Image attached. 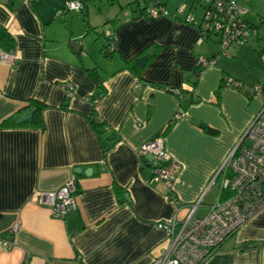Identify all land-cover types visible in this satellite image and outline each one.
Returning <instances> with one entry per match:
<instances>
[{
	"label": "crops",
	"instance_id": "0c3cea01",
	"mask_svg": "<svg viewBox=\"0 0 264 264\" xmlns=\"http://www.w3.org/2000/svg\"><path fill=\"white\" fill-rule=\"evenodd\" d=\"M87 1L67 11L65 0H0V25L19 57L0 60V239L18 224L12 247L0 244V264H149L167 245L159 221L181 222L193 205L201 217L217 200L221 175L213 177L261 105L222 77L264 85V16L249 21L240 3L246 21H261L253 75L237 68L249 58L239 48L196 73L198 56L217 54V39L198 43V26L164 0ZM157 1L167 11L146 17L142 8ZM65 82L74 86L70 98ZM111 136L105 150L102 138ZM157 136L181 165L170 188L151 181L153 163L137 154ZM70 178L77 208L65 219L31 200ZM203 264H264V208Z\"/></svg>",
	"mask_w": 264,
	"mask_h": 264
},
{
	"label": "built area",
	"instance_id": "2783aa9c",
	"mask_svg": "<svg viewBox=\"0 0 264 264\" xmlns=\"http://www.w3.org/2000/svg\"><path fill=\"white\" fill-rule=\"evenodd\" d=\"M85 3L86 0H65L63 9L80 10ZM166 11L157 1L156 5L145 8L143 13L148 18H156ZM246 11L239 0H203L200 22L190 15L186 16L185 22L200 29L197 42L206 41L213 35L219 48L213 56H200L196 59L197 72L214 66L220 53H227L230 48L242 47L252 36H257L258 28L243 18ZM105 36L106 48H113V34L108 31ZM18 58L13 51L0 50V60L4 63H15ZM222 83L249 97H258L261 100L260 108L213 177L214 182L221 175L217 200L201 217L193 216L196 207L193 205L181 222L174 218L159 221L156 226L167 234V245L149 264H203L252 215L264 208V85H247L228 75H223ZM62 88L66 98L73 96L72 83L65 82ZM137 154L139 157L153 155L157 161L151 181L162 182L169 188L172 186L181 165L166 150L163 137L157 136L141 144L137 148ZM223 191H228L225 197H222ZM76 195L75 180L70 178L56 190L35 191L31 200L50 209L54 218L65 219L77 208ZM171 199L174 200L173 195ZM17 228L18 224H14L6 231L5 237L0 239L4 249L12 247L11 235Z\"/></svg>",
	"mask_w": 264,
	"mask_h": 264
},
{
	"label": "rangeland",
	"instance_id": "374dc122",
	"mask_svg": "<svg viewBox=\"0 0 264 264\" xmlns=\"http://www.w3.org/2000/svg\"><path fill=\"white\" fill-rule=\"evenodd\" d=\"M152 0H139L140 5L142 4H148L149 2L151 3ZM166 4H169L170 7L173 6L172 8V14L176 16H186L190 15L191 17L194 18V16L201 21V14L203 10V0H164ZM88 1L86 0V3ZM243 6H246L249 9V12L245 15L246 18H248L249 21L252 20L254 22L256 16L257 17H262L264 16V0H240L239 1ZM102 3H104V6H109L106 3V0H102ZM98 4V3H96ZM127 7V5H126ZM130 7V6H128ZM129 10V8H128ZM187 14V15H186ZM187 23V22H186ZM106 26V25H105ZM199 29V27H198ZM264 31V29H262ZM261 31V32H262ZM200 33V29H199ZM199 36V34H198ZM212 38H215L213 35H211ZM253 38H250L248 43L243 45L242 47H236L239 49H245L247 51V57L248 59H244L243 61H236L235 64L237 68L240 70L242 69L245 73H248L250 75H253L257 69H259V65H257V62L260 61L259 56L252 50L253 47L257 44L256 42H252ZM199 43V42H198ZM218 47V46H217ZM234 49V48H231ZM219 50V48H218ZM229 51L227 53H220L218 55V58L221 55H228ZM200 57V56H198ZM197 57V58H198ZM204 57V56H203ZM217 58V59H218ZM251 85V84H247ZM258 98V97H256Z\"/></svg>",
	"mask_w": 264,
	"mask_h": 264
},
{
	"label": "trees",
	"instance_id": "16d2710c",
	"mask_svg": "<svg viewBox=\"0 0 264 264\" xmlns=\"http://www.w3.org/2000/svg\"><path fill=\"white\" fill-rule=\"evenodd\" d=\"M135 3H133L132 5H135ZM144 9L145 8H142L143 11H144ZM246 22H248L249 24H251V25H253L254 27H257V28L259 27V24L261 23V21H260L259 24L250 23L249 21H246ZM261 24H264V23H261ZM206 40H208V39H206ZM13 47H14V41H13L11 35L9 34V32L2 25H0V50L1 51H13ZM258 51L259 52L264 51V46L260 47L258 49ZM195 71H197V70H195ZM200 72H196V73H200ZM40 108H41V106H39L37 109H40ZM39 121L40 122L37 125H41V119ZM7 122L8 121H5L3 124L6 125ZM93 124H94V126L96 128H98L99 132L101 133L100 123H97V122L93 121ZM115 141H116V137H114V136H111V137H108V138H104L103 137L102 138V144H103L105 150H108L114 144ZM222 193H223L222 197H225L228 194V191H223Z\"/></svg>",
	"mask_w": 264,
	"mask_h": 264
},
{
	"label": "water",
	"instance_id": "95a60500",
	"mask_svg": "<svg viewBox=\"0 0 264 264\" xmlns=\"http://www.w3.org/2000/svg\"><path fill=\"white\" fill-rule=\"evenodd\" d=\"M150 55H152V47H151L149 50L146 51V53H145L144 56L138 57V58H136L135 60H136V62H137L138 65L142 66V65L144 64L146 58H147L148 56H150ZM29 115H30V112L27 111L24 115H22L21 117H19V118L16 120V123H21V122H23V121L28 120V119H29ZM192 123H193V124H199V125H201L200 123H198V122L195 121V120H193ZM145 158L148 159L149 161H151V162L153 163V165H155V164L157 163V161L155 160V158H154L153 155H147ZM78 171H79V168L75 169V172H78ZM86 173H87V172H86ZM127 197H128V196L125 194V195H124V198L127 199Z\"/></svg>",
	"mask_w": 264,
	"mask_h": 264
}]
</instances>
